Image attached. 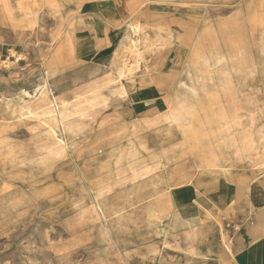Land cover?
I'll return each instance as SVG.
<instances>
[{
  "label": "rangeland",
  "instance_id": "1",
  "mask_svg": "<svg viewBox=\"0 0 264 264\" xmlns=\"http://www.w3.org/2000/svg\"><path fill=\"white\" fill-rule=\"evenodd\" d=\"M62 1L76 3L77 12L38 7L43 0H0V16L12 19L11 27L20 31L13 37L0 33V106L9 99L18 100L23 89L32 91L40 84L52 60L62 68L110 70L113 52L122 40L138 41L133 34L138 24L160 27L167 23L176 36L171 47L159 51L152 68L130 80L128 96L104 111L84 107L85 115L76 118L78 129L84 133L89 126L93 134L84 136L81 143L42 157L36 164L3 170L0 162V189L9 185L0 194V264H134L128 253L149 262L150 248L144 246L138 230L139 225L156 224L146 217V206L169 194L179 207L188 193L194 197L200 177L194 158L179 145L180 132L170 113L204 22L215 30L205 50L226 58L218 72L233 85L196 100L185 93V101L189 108L198 107L204 121L220 113H237L250 132L264 135V0H190L193 7L175 0H120L125 22L114 23L110 30L116 37L99 56L88 49L80 23L87 14V8H82L85 3L105 0ZM113 112L142 126L124 136L117 121L100 128ZM35 128V120L6 114L0 121V130L6 129L0 151L18 147L32 153L39 135L38 144L48 140L46 128ZM205 129L197 131V137L202 139ZM219 151L213 159L220 165L225 157ZM23 157L24 153L17 156L18 160ZM135 170L140 172L139 179L128 180ZM181 176L191 180L176 186ZM170 180L173 187L167 191ZM154 193L158 195L153 197ZM99 198L105 212L97 209ZM129 201L136 203L134 216L117 209L110 212ZM172 235L180 238L182 230ZM173 253L180 251L174 245L167 247L158 264H178L169 257Z\"/></svg>",
  "mask_w": 264,
  "mask_h": 264
},
{
  "label": "crops",
  "instance_id": "2",
  "mask_svg": "<svg viewBox=\"0 0 264 264\" xmlns=\"http://www.w3.org/2000/svg\"><path fill=\"white\" fill-rule=\"evenodd\" d=\"M48 2H54V5H46ZM22 7L27 8L29 5ZM38 7L73 9L75 13L78 8L76 3L62 0H43V4ZM82 8H87V14H83L80 32H85L84 40L88 49L94 56H99L105 51L106 44L109 46L116 37V34L110 30L114 23L125 22L122 13L123 1L87 2ZM13 23L15 22H12V19L1 15L0 33H7L10 37L17 35L20 31L11 27ZM120 46L114 51L115 53L113 52V64L119 57ZM116 77V69L113 66L108 71L99 68L83 69L77 66L62 68L52 60L43 70L40 83L46 82L53 91V97L60 103L68 104L73 103L74 92L102 87L105 83L116 80ZM37 85L39 84L35 86ZM104 120L108 121L106 126L117 121L116 126L122 136L142 126V122H127L117 114H112V117L110 115ZM196 164L201 171L197 180L198 191H194V197H189L188 193L182 205L175 207L169 194H164L145 208L146 217L156 223L155 226L139 225L138 229L143 233L141 239L145 243L144 246L150 248L149 262L144 260L142 262L130 253L128 258L134 264H158L165 257L166 248L174 245L180 254L173 253L169 257L177 259L178 264H264V171H255L246 164L239 165L236 171L229 173L207 171L200 163L196 162ZM190 180L186 176H181L176 186ZM8 186L2 185L0 194ZM167 186V191H170L173 187L171 180ZM157 195L158 193H154L153 197ZM138 198L137 196L134 200ZM102 204L105 205L104 202ZM114 209L118 212H132L129 215L134 216L136 203L129 201L124 205L114 206L110 212ZM157 212L166 214L164 225L157 224ZM162 229L166 231L165 240L161 236ZM176 230H182L180 238L172 235ZM135 233L133 232L134 235ZM137 244L134 241V248L138 247Z\"/></svg>",
  "mask_w": 264,
  "mask_h": 264
},
{
  "label": "bare ground",
  "instance_id": "3",
  "mask_svg": "<svg viewBox=\"0 0 264 264\" xmlns=\"http://www.w3.org/2000/svg\"><path fill=\"white\" fill-rule=\"evenodd\" d=\"M175 1L187 7H193V5L189 4L190 0ZM102 11L104 13V9ZM138 25L133 28V34L138 36V41H130V38H127L123 40L120 46L119 57L113 64L117 74L116 80L105 83L102 87L74 92L73 103L68 104L57 101L53 97V91L48 87L46 82H42L35 86L32 91L23 89V95L18 100L9 99L4 105L0 106V121H4V116L8 113L18 114L19 118L27 121L35 120V129L46 128L45 132L48 139L45 144H38L41 137L39 135L36 140L37 146L35 145L32 152L33 154L27 153L28 150L18 147H10L0 151V162L3 170L6 169V166L12 169L19 166H27L42 157H47V155L63 152L66 148L81 143L84 136L93 134L89 126H86V132L84 133L78 129L76 118L78 115H85V112H82L84 107L87 110L99 108L104 111L116 100L128 96L130 80L135 79V76L139 72H144L145 68H152V63L155 62V57L159 51L171 47L174 42L176 34L170 24L166 23L160 27L147 26L145 24ZM214 33L213 27L204 22L201 33L193 46L190 60L187 63L186 74L172 99L170 114L180 132L181 144L179 145L183 146L188 157L192 156L207 171L217 170L229 173L236 171L239 165L246 164L248 167L255 169V171L262 172L264 171V135H258L253 131L250 132L247 122L237 113H220L218 116L216 114L217 117H214L216 118L213 119L214 121H204L200 119V114L197 111L198 107H196L197 109L189 108L190 106L185 101V93L196 100L200 95L203 97L207 95L214 96L215 92H219L220 89L222 90L233 85L227 75L225 76L224 73L220 74L218 72V69L226 58L218 55V53L217 55L210 54L205 50L209 41L213 39ZM144 46H147V48L142 49ZM135 49H139L140 51L134 53ZM125 52L131 53V55L128 56ZM105 125L104 123H100L99 127L102 128ZM203 126L206 129L203 134L204 137L200 139V137H197L196 132L202 129ZM2 128H4V125H2ZM5 132L6 129L0 130V142L4 141L3 137H6ZM212 136L213 138L211 139ZM218 150L225 157L221 159L220 165L218 160L213 159V155ZM21 153H24L25 157L18 160L17 156ZM163 157L165 156L163 155ZM166 158L169 166L171 163L169 153L166 154ZM140 176L139 170H135L127 179L137 180ZM125 180H122V182ZM101 199H97V209L105 212L106 208L103 204L101 205ZM152 214L154 215V213ZM165 215L164 212H157L158 225H164ZM178 225L177 228L180 226ZM161 236L165 240V229H162Z\"/></svg>",
  "mask_w": 264,
  "mask_h": 264
}]
</instances>
